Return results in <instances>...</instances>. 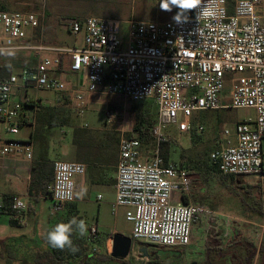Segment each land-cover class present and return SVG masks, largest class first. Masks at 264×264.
<instances>
[{"label":"built area","instance_id":"built-area-1","mask_svg":"<svg viewBox=\"0 0 264 264\" xmlns=\"http://www.w3.org/2000/svg\"><path fill=\"white\" fill-rule=\"evenodd\" d=\"M30 5L23 10L0 9V66H9L1 59L19 54L29 53L35 59L0 78V160L13 158L32 168L33 135L44 104L41 90L68 95L78 114L102 96H117L124 102L153 100L158 118L152 151L129 135L133 125L126 121L125 105L105 109V123H117L119 135L113 212L125 208L133 242L186 247L194 224L213 211L192 200L190 169L176 162L163 164L158 146L165 138L163 128L177 123L181 114L179 129L189 132L195 112L248 108L254 110V118L236 122L233 130L227 127L208 160L222 174L249 177L250 184L264 186V0H199L181 23L173 17L130 19L126 39L117 19L67 18L64 27L82 36L81 43L73 46L47 43L45 6L38 12L34 3ZM67 73L74 75L75 84L63 78ZM24 128H30L25 136L1 134L17 135ZM86 171L84 162L54 160L48 187L51 214L77 200V177ZM8 196L0 193V210L10 208L21 221L26 199ZM101 198L98 194L97 200ZM98 232V225H92L90 235L97 237Z\"/></svg>","mask_w":264,"mask_h":264},{"label":"rangeland","instance_id":"rangeland-1","mask_svg":"<svg viewBox=\"0 0 264 264\" xmlns=\"http://www.w3.org/2000/svg\"><path fill=\"white\" fill-rule=\"evenodd\" d=\"M159 2L160 0H0V9H30L32 7L30 3H34L35 10L41 12L44 5L46 12L43 25L44 40L50 44L72 46L79 45L82 36L75 35L64 27L67 18L99 16L117 19L121 22V36L126 39L130 19L163 21L176 15L178 9L173 8L171 12L162 11ZM191 12L192 10L189 11ZM34 61L35 59L29 53L1 59L2 63L11 65V70L26 68ZM240 75L235 74V76ZM63 78L76 83L71 73L63 75ZM39 95L44 105H57L59 115L69 117L68 124L65 125L38 126V123L36 125L37 133L42 132L46 136L50 157L53 160H76L72 144V133L75 127L102 129L107 126L117 131V123L105 124V109L116 110L125 105L126 121L130 125L134 122V114L128 112L131 107L130 101L124 102L117 96H102L88 111L78 114L70 100H66V94L41 90ZM254 115L253 109L231 107L195 112L193 138L192 129L189 132L180 131L178 124L183 120L181 114L177 123L165 125L164 136L170 137L171 141L170 162L180 163L190 169L194 181L192 200L207 205L213 213L201 217L194 224L191 243L186 247L165 248L133 242L126 259L108 261L104 264H149L150 255L159 260V254L162 255L159 264H191L193 261L197 264H224L229 259H234L231 264H244L247 242L258 245L262 241L264 245V215L259 210L261 205L264 211V186L250 184L249 177L243 178L244 180L231 179V182L228 181L231 187L224 186L218 181L217 174L208 172L204 167L205 161L208 162L210 151L222 139L224 130L227 127L233 130L236 122L254 118ZM155 116L157 120V112ZM199 124L204 126L202 130L198 129ZM1 128L0 124V130ZM29 130L30 128H24L17 135L1 134L4 137L15 138L27 135ZM40 140L41 143L34 139L35 154H38L43 147L44 141ZM144 150L147 148L144 147ZM181 153L185 156L183 157ZM192 159L194 160L191 161ZM184 162L189 163L184 164ZM102 169L106 183L93 186L85 197L77 193V202L74 201L76 208L66 204L56 214H45L44 206L36 207L37 201L28 198V207L20 213V222L24 226L12 225L9 220L10 215L0 212V264H33L36 251L48 248L44 236L49 229L47 228L49 222L51 226L57 221L67 223L72 218L78 221L83 220L87 227L85 234L81 236L78 231L75 232L80 239L83 238L81 243L89 253L96 250L98 254H101V246L98 242L90 241L92 225H98L99 232L96 239H99L101 243V239L106 238L109 252L114 233L130 235L132 225L126 220L125 208L119 207L115 213L113 212L115 187L111 183L114 182L116 167ZM19 189L22 192L26 190L25 179H19ZM99 193L102 198L98 201ZM175 197L180 199L178 193H175ZM28 223H36L38 226L29 232L25 227ZM41 224L42 226H39ZM143 248H146L148 255L143 254ZM254 263L264 264V254L256 255ZM93 264H96L95 261Z\"/></svg>","mask_w":264,"mask_h":264},{"label":"trees","instance_id":"trees-1","mask_svg":"<svg viewBox=\"0 0 264 264\" xmlns=\"http://www.w3.org/2000/svg\"><path fill=\"white\" fill-rule=\"evenodd\" d=\"M189 14L190 13L187 12L185 13V16ZM10 72V67L0 66V78L7 76ZM65 98L66 100H69L68 95H66ZM130 105L131 107L128 112L129 114H134V122L132 126V132L129 133V135L139 138L143 146L147 148V151L153 150L156 147V139L152 131L157 121L155 116V112L158 113L156 103L153 100L140 102L130 101ZM154 109H156V111ZM68 121V116L61 117L59 115L57 105H41L37 115L38 126L65 125L68 124ZM194 128L195 127L192 128V138L194 137ZM33 138L37 139V141L40 143V139H42L44 141V144H42L43 147L37 154V158L33 161L32 164L29 193L34 196H48L50 194V190L48 189V187L52 183L54 178V160L50 157V149L47 145L45 134L42 132L37 133L36 129ZM118 141V131H113V129L108 128L107 126H104L102 129H90L85 126H78L73 129L72 133V144L75 150V159L77 161L88 164V166L97 164H114L113 162L115 161V156H117L118 153ZM170 144V137H165L162 141L159 142L158 146L161 157L163 159V164H169L170 162ZM181 155L183 157L185 156L184 153H181ZM193 160L194 159H192L191 161ZM187 163L184 162V164ZM204 167L206 168V170H208V172L217 174L218 181L224 186L226 185L228 187H231V184H229L228 181L231 182V179L238 180L240 178V176L232 174H222L216 166L210 164L209 160L208 162L205 161ZM218 173H220V175ZM5 197L6 199H9V196ZM68 204H71L72 207L76 208V203L70 202ZM259 210L260 213L264 215V211H262L261 205ZM0 212H4L10 215V223L12 225L21 226V222L17 218H15L14 213L10 208H4L0 210ZM58 223L59 221L54 222L49 227L44 236L45 242L48 244V248L36 251L33 264H93V261H95L96 264H104L108 261H121V259H117L111 256L110 252L107 249L106 238L103 237L101 239V243H99V239L97 240L96 237H92L91 235H89L91 242L97 241L98 245L101 246V254H98L96 250L89 253L87 252L83 243H81V241H83V238L80 239L75 231L72 233L71 239L78 251L73 253L67 248H65L64 250H59L51 247L47 241V234ZM141 243L148 244L145 242ZM246 247L247 253L245 255L244 264H255L254 259L256 255L264 254V245L262 241L261 243H258V245L257 243L253 244L251 242H247ZM158 257L160 260V257H162V255L159 254ZM155 259L152 255H150L149 264H159V260H157L158 258ZM232 262H234V259H229L226 260L224 264H231Z\"/></svg>","mask_w":264,"mask_h":264},{"label":"crops","instance_id":"crops-1","mask_svg":"<svg viewBox=\"0 0 264 264\" xmlns=\"http://www.w3.org/2000/svg\"><path fill=\"white\" fill-rule=\"evenodd\" d=\"M53 45H56V44H53ZM67 60L68 59L66 58L65 62ZM36 158H37V154H35L34 152V160ZM117 161H118V153H117V156H115V161L113 162L114 164H106V165L97 164V165H92V166H88L87 164V171L85 175L77 177L76 196H78L77 193H79L81 196L84 195L85 197L86 193L93 186L99 185L101 183H106L107 180L103 176L102 168L111 167V166L116 167ZM28 176H30V179H31V169H26L23 162L15 160L13 158L0 160V193L5 196L12 195V194H18L24 197L27 202H28V198H33L37 201L36 207L44 206L46 209L44 210L45 214H48V213L50 214L49 209L52 205L50 194L48 196L31 195L29 193L30 179L28 178ZM19 179L26 180V190L23 192L19 189ZM115 183H116V173L114 176V182H112L111 184H113V186L115 187ZM21 226H24V225H21ZM37 226L38 224L36 223H28V225L25 227L29 232H31V230H33V228H36ZM39 226H42V224ZM49 226H50V222L47 223V228H49Z\"/></svg>","mask_w":264,"mask_h":264},{"label":"clouds","instance_id":"clouds-1","mask_svg":"<svg viewBox=\"0 0 264 264\" xmlns=\"http://www.w3.org/2000/svg\"><path fill=\"white\" fill-rule=\"evenodd\" d=\"M199 0H160L159 7L162 11L171 12L173 8L178 9L173 19L177 23L186 21L183 19L185 13L197 8ZM10 67V65H9ZM87 230L86 224L83 220L72 218L67 223L61 222L56 224L47 234V241L49 245L55 249L64 250L69 249L75 253L78 249L74 246L71 239L72 233L78 231L81 236Z\"/></svg>","mask_w":264,"mask_h":264},{"label":"water","instance_id":"water-1","mask_svg":"<svg viewBox=\"0 0 264 264\" xmlns=\"http://www.w3.org/2000/svg\"><path fill=\"white\" fill-rule=\"evenodd\" d=\"M132 245L133 240L130 235L114 233L111 240L110 254L112 257L117 259H126L131 251ZM142 251L144 255H148L146 248H143ZM191 264H197V262L193 261Z\"/></svg>","mask_w":264,"mask_h":264},{"label":"flooded vegetation","instance_id":"flooded-vegetation-1","mask_svg":"<svg viewBox=\"0 0 264 264\" xmlns=\"http://www.w3.org/2000/svg\"><path fill=\"white\" fill-rule=\"evenodd\" d=\"M243 178H245V177H242V176H241L239 179H243ZM243 180H244V179H243Z\"/></svg>","mask_w":264,"mask_h":264}]
</instances>
